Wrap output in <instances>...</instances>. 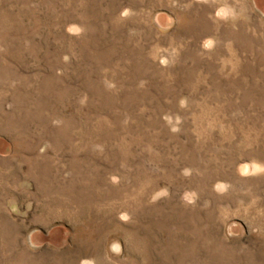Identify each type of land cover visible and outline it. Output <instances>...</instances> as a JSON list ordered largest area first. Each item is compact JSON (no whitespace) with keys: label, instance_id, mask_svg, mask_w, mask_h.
<instances>
[{"label":"rangeland","instance_id":"rangeland-1","mask_svg":"<svg viewBox=\"0 0 264 264\" xmlns=\"http://www.w3.org/2000/svg\"><path fill=\"white\" fill-rule=\"evenodd\" d=\"M0 264H264V0H0Z\"/></svg>","mask_w":264,"mask_h":264},{"label":"bare ground","instance_id":"bare-ground-1","mask_svg":"<svg viewBox=\"0 0 264 264\" xmlns=\"http://www.w3.org/2000/svg\"><path fill=\"white\" fill-rule=\"evenodd\" d=\"M18 168V167H17ZM30 192V191H29ZM241 202V201H240ZM249 208V207H248ZM251 209V208H250ZM253 209V208H252ZM256 210V209H255ZM243 211H245V210H243ZM237 212V211H236ZM254 212V211H253ZM238 213V212H237ZM245 214V213H244ZM246 215V214H245ZM222 218V217H221ZM249 220H250V218H249ZM220 255V254H219Z\"/></svg>","mask_w":264,"mask_h":264}]
</instances>
